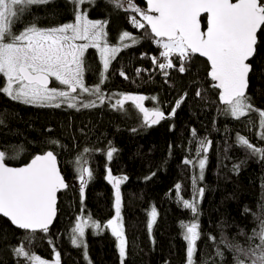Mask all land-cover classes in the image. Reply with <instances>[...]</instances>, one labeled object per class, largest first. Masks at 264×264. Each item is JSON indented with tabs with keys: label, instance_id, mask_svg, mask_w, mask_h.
<instances>
[{
	"label": "trees",
	"instance_id": "16d2710c",
	"mask_svg": "<svg viewBox=\"0 0 264 264\" xmlns=\"http://www.w3.org/2000/svg\"><path fill=\"white\" fill-rule=\"evenodd\" d=\"M134 2L146 10L143 0ZM73 7L70 0L29 6L13 30L20 31L32 23L50 28L72 22ZM81 11H87L90 19L106 22L110 44L118 43L125 31L136 38L109 64L101 91L143 97L136 101L163 112L165 118L152 124L132 103L116 109L112 99L90 107L76 104V108H56L26 105L0 93V151L7 157L19 152L18 158H6L5 162L21 166L34 155L51 150L68 183L58 195L57 214L47 232L21 231L0 217V264H32L13 253L21 245L43 260L58 254L59 264H121L119 240L107 228V222L116 215L115 177L119 179V220L126 239L124 264H186V229L181 222L199 225L195 264L205 260L208 264H234V253L221 240L247 246L253 229L264 219V158L237 143L239 134L264 148V140L259 138L264 128L258 113L239 120L222 114L224 105L208 77L209 67L195 55L184 73L178 71L176 54L169 57L176 67L160 69V63H167L160 56V45L145 36V29L129 22L135 16L145 23L141 14L116 9L108 0H95V6L82 5ZM201 25L205 28V16ZM84 60L85 85L96 86L103 70L96 51L87 49ZM250 63L253 70L246 95L256 109L264 110V30L258 32L256 54ZM5 81L0 74V86ZM182 97L176 108V101ZM173 108L175 113L171 114ZM52 140L58 144H51ZM201 140L206 141L207 151L197 155ZM85 148L89 151L84 152ZM112 149L115 151L109 160L107 152ZM204 157L201 171L199 160ZM81 166L92 172L91 177L84 174L83 197ZM201 188L202 196L198 192ZM181 197L194 200L196 216L183 206ZM94 222L100 228L94 227ZM77 223L85 225L80 247L71 243ZM217 247L222 257L216 255Z\"/></svg>",
	"mask_w": 264,
	"mask_h": 264
},
{
	"label": "snow or ice",
	"instance_id": "6c2138e0",
	"mask_svg": "<svg viewBox=\"0 0 264 264\" xmlns=\"http://www.w3.org/2000/svg\"><path fill=\"white\" fill-rule=\"evenodd\" d=\"M49 2L50 0H0V74L6 78L5 85L0 86V93L26 105L59 108L62 103H66L69 108H76L75 101L78 96H73L72 93L80 89L81 92L96 95L103 102L100 84L103 83L104 72L100 73V83L94 88L85 86L84 54L89 47L98 48L103 58V69L106 71L120 48L110 47L105 40L106 22L90 20L87 11H81L82 5L95 6V0H70L74 6L72 22L50 28H40L32 23L19 32L13 31L16 20L29 6ZM146 2L148 10L157 15L142 10L134 0H108V3L116 9L141 14L146 23H142L135 16H131L129 22L135 28L145 29V36L155 39L163 48L160 56L164 57L167 63H160L158 65L160 69L176 67L169 59L175 53L179 61L178 71L184 73L187 70V63L198 53L210 63L208 76L215 82L212 87L219 90L218 99L224 105L221 109L222 114L239 120L255 112L259 115L260 127L264 128V110L256 109L251 103V98L246 95L249 74L253 70L249 61L256 54L258 32L264 30V0H235V2L233 0H146ZM202 13H207L206 31L201 30ZM126 38H131L133 43L136 42V38L130 37L127 31L119 37L121 42ZM77 40L88 43L77 44ZM101 41H104L103 46ZM128 46L123 44L125 48ZM156 59L153 58L154 63ZM120 75L125 76V73L121 71ZM50 78H54L59 85L67 86L68 90L50 88ZM196 96H201L199 90ZM182 100L183 97L176 101V108L180 106ZM82 106H95V101L89 100ZM174 113L175 108L171 114ZM154 115L156 119H153L152 123L165 118V114L159 110H156ZM259 138L264 140V132L259 134ZM50 143L55 145L58 141L52 140ZM237 143L252 155L259 154L264 158V148L253 145L247 138L237 134ZM200 145L197 155L200 151H207L206 141L201 140ZM88 151L89 149H84V152ZM114 151L115 149H112L107 152L109 160ZM18 156L19 152L7 157L5 151H0V214L19 229L31 230V232L39 229L47 232L56 214L57 192L68 185L57 168V157L53 151L37 154L28 164L21 167H11L5 162L6 158L16 159ZM184 162L191 163L189 160ZM205 163L206 157L199 160L201 171ZM85 173L88 177L92 176V172L87 167L81 166L79 179L82 197L87 182ZM114 187L118 219L121 207L119 181L115 182ZM176 188L179 190L180 185H176ZM198 192L203 195L202 188ZM180 199L183 206L191 209L196 216L197 208L194 200L189 201L182 197ZM155 216L156 212L153 210V219ZM84 226L82 223H77L72 230L74 235L71 243L76 247H80L83 243L79 238L85 235ZM93 226L100 228V224L95 222ZM108 226L119 240L117 246L119 257L121 264H124L126 239L120 226L114 224L113 220L108 221ZM151 227L152 224L149 223L148 228ZM181 227L186 229L184 234V239L187 241L186 264H195L196 241L200 237L197 230L199 225L196 222L190 224L181 222ZM209 238L215 240V237ZM248 241L247 246L233 244L224 239L221 243L234 253V264H264V219L260 220L257 229H253ZM13 253L17 257H24L26 261L44 264L39 257L26 251L23 245L14 248ZM216 255L223 256L219 247ZM203 264H208V261L205 260Z\"/></svg>",
	"mask_w": 264,
	"mask_h": 264
},
{
	"label": "rangeland",
	"instance_id": "374dc122",
	"mask_svg": "<svg viewBox=\"0 0 264 264\" xmlns=\"http://www.w3.org/2000/svg\"><path fill=\"white\" fill-rule=\"evenodd\" d=\"M90 19V18H89ZM90 20H93V21H97V20H94V19H90ZM13 31H15V30H13ZM15 32H19L18 30H16ZM105 40L107 41V38H106V35H105ZM108 42V41H107ZM131 42H132V39L131 38H126V39H124L123 40V42H121L120 41V39H119V42L118 43H115V44H110L109 42H108V45L111 47V46H116V47H119L120 48V50H122V49H124L125 47H123V44H127V45H130L131 44ZM76 43L77 44H83V43H88V41H84V40H77L76 41ZM103 43H104V41H101V46H103ZM89 48H91V49H94L95 51H96V53H97V55H98V57H99V60H100V62H101V64H102V67H103V58H102V56H101V53H100V51H99V49L98 48H92V47H89ZM88 48V49H89ZM160 52L161 51H163V48L160 46ZM118 53V52H117ZM116 53V54H117ZM173 54H175V53H173ZM114 59H112L111 61H110V63L113 61ZM104 73H105V70L103 69L102 70ZM101 77V76H100ZM53 80H54V78H52ZM5 80H6V78H5ZM84 83H85V81H84ZM85 86H87V87H89V88H94L95 86H88V85H85ZM14 87H15V85H14ZM49 87L51 88V87H56V88H58V89H62V90H68L67 89V86H62V85H59V83L58 82H56L55 80H54V84H53V86L52 85H49ZM101 93H102V95H103V97H104V99L103 100H106V99H112L113 100V102H112V104H113V107H120V109H122L121 107L123 106V104L124 103H132V105H134L135 107H136V109L140 112V114H141V116H142V118H148L147 116H145V114H144V111L145 112H155L156 111V109H154V108H151V107H148V106H145L144 105V103L141 101V102H139L138 103V101H136V98L134 97V96H116V95H113V94H109V93H105L104 94V92H102L101 91ZM72 95L73 96H78V99L75 101V103L76 104H85V103H88V101L89 100H92V101H95V102H100L101 100L100 99H98V97L96 96V95H91L90 93H84V92H81L80 91V89H77V92L76 93H72ZM118 97H122V99L121 100H116V99H119ZM125 97H128V99H125ZM115 100L117 101V102H115ZM62 105H67L66 103H62L61 104V106ZM117 109V108H116ZM141 109H144V111H142ZM161 112V111H160ZM150 120V119H149ZM113 179V178H112ZM114 179H118V177H115ZM113 221H114V224H118L119 226H120V229H121V231H122V225H121V223H120V220H119V218L117 219V217H116V215L113 217V219H112ZM107 228H108V230L112 233V228L111 227H109L108 226V222H107ZM185 232H186V230H185ZM114 236V235H113ZM115 238H117L116 236H114ZM119 244V243H118ZM118 246V245H117ZM32 255H33V253H31ZM33 256H35V255H33ZM22 257V256H21ZM37 257V256H36ZM40 260H42V261H44V264H59V261H58V258H57V256L55 255L54 257H53V259L52 260H43V259H41V258H39ZM32 264H37V262H35V261H30Z\"/></svg>",
	"mask_w": 264,
	"mask_h": 264
},
{
	"label": "water",
	"instance_id": "95a60500",
	"mask_svg": "<svg viewBox=\"0 0 264 264\" xmlns=\"http://www.w3.org/2000/svg\"><path fill=\"white\" fill-rule=\"evenodd\" d=\"M143 2H144V4H145L146 10H148V5H147L146 0H143ZM233 2H235V1H233ZM148 11H149V14H151V15H157V13H153V12H151L150 10H148ZM203 16H205V24H206V26H205V28H202V25H201V30H202V31H206V27H207V13H202V14H201V17H203ZM145 23H146V22H145ZM146 27H148L147 24H146ZM149 31H150V28H149ZM195 56H197V57L203 59V60L207 63V65H208V67H209V69H210V63L207 61V59H206L205 57H201L198 53L195 54ZM251 60H252V59H251ZM251 60H250V61H251ZM250 61H249V63H250ZM208 77H209V76H208ZM209 79H210V77H209ZM210 81L212 82V84L215 83V82H213L211 79H210ZM49 85H51V79H50V83H49ZM247 89H248V88H247ZM216 90L219 91L218 89H216ZM246 92H247V90H246ZM220 104H221V103H220ZM221 105H222V104H221ZM154 113H155V112H145V111H144L145 116H147L148 119H150L151 123H152V120H153V119H156ZM160 120H161V119H159L158 121H160ZM152 124H154V123H152ZM45 152H47V151H45ZM45 152H44V153H45ZM38 154H43V153H38ZM36 155H37V154H36ZM34 156H35V155H34ZM34 156H33V157H34ZM33 157H32V158H33ZM32 158H31V159H32ZM31 159H30L26 164H28V163L31 161ZM26 164H24V165H26ZM56 164H57V168H58V170L60 171V168H59V164H58V160H57V159H56ZM24 165H21V166H24ZM9 166H10V165H9ZM21 166H11V167H21ZM60 173H61V171H60ZM61 175H62V174H61ZM62 177H63V176H62ZM64 180H65V179H64ZM116 181H119V179H116ZM116 181H115V182H116ZM65 183L68 185V183H67L66 181H65ZM66 188H67V187H66ZM66 188H63V189H61V190H59V191L57 192L56 205H57V202H58V195H59L61 192H63L64 190H66ZM56 214H57V211H56ZM56 214H55V216H54L52 222L49 224L48 229L52 226V224H53V222H54V220H55ZM0 217L3 218V219H5L6 221H8L12 227H14V228H16V229H19V228H17L15 225H13V224L11 223V221H10L8 218L3 217L2 214H0ZM19 230H21V231H26V232H31V230H22V229H19ZM37 231H40V230L37 229L35 232H37Z\"/></svg>",
	"mask_w": 264,
	"mask_h": 264
},
{
	"label": "flooded vegetation",
	"instance_id": "af4514ba",
	"mask_svg": "<svg viewBox=\"0 0 264 264\" xmlns=\"http://www.w3.org/2000/svg\"><path fill=\"white\" fill-rule=\"evenodd\" d=\"M51 79V85L53 86V84H54V80L52 79V78H50Z\"/></svg>",
	"mask_w": 264,
	"mask_h": 264
}]
</instances>
